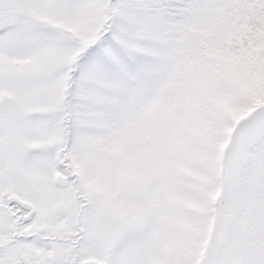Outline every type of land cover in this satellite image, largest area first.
Segmentation results:
<instances>
[{
  "label": "snow or ice",
  "instance_id": "obj_1",
  "mask_svg": "<svg viewBox=\"0 0 264 264\" xmlns=\"http://www.w3.org/2000/svg\"><path fill=\"white\" fill-rule=\"evenodd\" d=\"M0 264H264V0H0Z\"/></svg>",
  "mask_w": 264,
  "mask_h": 264
}]
</instances>
